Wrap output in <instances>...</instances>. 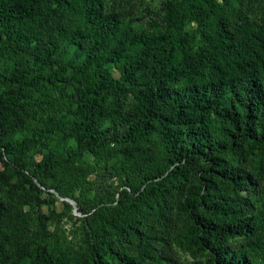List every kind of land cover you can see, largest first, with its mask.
<instances>
[{
	"label": "trees",
	"instance_id": "obj_1",
	"mask_svg": "<svg viewBox=\"0 0 264 264\" xmlns=\"http://www.w3.org/2000/svg\"><path fill=\"white\" fill-rule=\"evenodd\" d=\"M46 1L0 0V47L13 56L0 66L5 166L38 188L36 174L23 169L25 159L34 149L41 154L32 161L37 168L49 172L60 165L52 135L102 154L107 142L97 125L103 114L122 125L111 138L122 145L138 147L157 127L166 153L163 167L150 156L130 153L131 164L144 162L152 166L149 172L139 185L121 189L114 204L86 218L93 260L100 244L132 230L144 211L164 207L166 182L202 161L199 180L185 187L180 207L190 242L212 264H264V242L255 240L259 217L245 219L248 205L244 209L221 193L251 183L249 158L264 155V12L232 27L228 0H163L149 12L156 27L139 29L134 19L108 11L104 0H55L53 7ZM70 46L76 52L66 58ZM130 100L134 105L127 110ZM162 101L171 110L158 115L155 106ZM27 128L30 135L16 139ZM231 152L233 159L226 157ZM154 178L164 184L150 182ZM75 201L86 215L89 209ZM33 262L67 259L40 243Z\"/></svg>",
	"mask_w": 264,
	"mask_h": 264
},
{
	"label": "rangeland",
	"instance_id": "obj_2",
	"mask_svg": "<svg viewBox=\"0 0 264 264\" xmlns=\"http://www.w3.org/2000/svg\"><path fill=\"white\" fill-rule=\"evenodd\" d=\"M104 1L108 11L118 13L124 19H134L137 28L154 29L157 18L153 12L158 10L163 0ZM218 1L222 3L224 0ZM228 1L231 11L226 14L232 27L241 21L258 20L264 12V0ZM45 4L53 7L58 3L47 0ZM150 9L153 12L149 13ZM64 21L68 22L67 17ZM75 52L74 46H70L66 58ZM26 58L30 62L33 59L28 55ZM12 59L11 53L0 47V66L12 63ZM133 105L134 101L130 100L127 110H132ZM155 110L161 115L171 109L167 101H162L156 104ZM121 127L105 114L99 118L97 131L107 142L102 154L80 150L73 140L52 135L51 147L63 162L49 172L33 164L32 161H38L41 154L30 150L23 169L29 175L36 174L33 181L38 188L31 187L20 173L6 167L0 156V171L4 172L0 175V264H34L33 254L40 243L49 251L63 253L67 264H128L130 259L137 264H212L208 254L198 250L187 237L188 222L180 209L186 194L185 187L199 180L202 161L187 165L180 178L166 182L168 193L164 207L144 211L132 230L112 236L100 244L96 248V261L93 260L87 216L97 207L114 204L121 189L139 185L143 175L149 172L148 167H152L144 162L142 166H133L129 161L130 153L141 158L150 156L159 169L165 161L166 153L157 127L138 147L111 140ZM30 133V128H27L15 137L21 139ZM226 157L233 159L235 154L227 153ZM249 159L246 167L250 171L251 183L240 191L224 187L221 193L239 200L244 209L243 203L248 205V209L242 212L245 219L250 221L254 216L259 217L255 240L264 242V155ZM159 179L154 178L150 182L164 184ZM63 198L72 199L76 210ZM75 199L89 209L86 215L77 210Z\"/></svg>",
	"mask_w": 264,
	"mask_h": 264
},
{
	"label": "water",
	"instance_id": "obj_3",
	"mask_svg": "<svg viewBox=\"0 0 264 264\" xmlns=\"http://www.w3.org/2000/svg\"><path fill=\"white\" fill-rule=\"evenodd\" d=\"M63 199H66V200H68L70 203H72V204L74 205V201H73L72 199H69V198H63ZM74 209L76 210V207H75V205H74Z\"/></svg>",
	"mask_w": 264,
	"mask_h": 264
}]
</instances>
